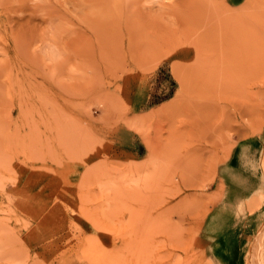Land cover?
Wrapping results in <instances>:
<instances>
[{
	"label": "rangeland",
	"instance_id": "374dc122",
	"mask_svg": "<svg viewBox=\"0 0 264 264\" xmlns=\"http://www.w3.org/2000/svg\"><path fill=\"white\" fill-rule=\"evenodd\" d=\"M263 130L264 0H0V264H220V166Z\"/></svg>",
	"mask_w": 264,
	"mask_h": 264
},
{
	"label": "crops",
	"instance_id": "0c3cea01",
	"mask_svg": "<svg viewBox=\"0 0 264 264\" xmlns=\"http://www.w3.org/2000/svg\"><path fill=\"white\" fill-rule=\"evenodd\" d=\"M263 157L264 130L240 140L220 166L224 198L212 209L204 228L211 254L220 264H244L245 244L264 219V202L253 208L257 197L264 194Z\"/></svg>",
	"mask_w": 264,
	"mask_h": 264
}]
</instances>
